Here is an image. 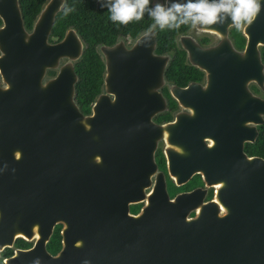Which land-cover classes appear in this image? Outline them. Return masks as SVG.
I'll return each instance as SVG.
<instances>
[{"label": "water", "instance_id": "1", "mask_svg": "<svg viewBox=\"0 0 264 264\" xmlns=\"http://www.w3.org/2000/svg\"><path fill=\"white\" fill-rule=\"evenodd\" d=\"M61 4L62 0H44L30 27L25 28L18 1L0 0V144L4 145L0 162L8 161L10 145L18 144L23 173L35 191L41 167L40 137L45 136L43 145H55L60 188H70L76 215L117 217L124 224H152L150 233L161 232L168 242L165 249L157 247L155 264H246L249 255L264 259V227L258 237L247 235L249 219L262 217L264 221V160L241 158V169L235 174L202 172L206 184L220 182L207 205L214 210L218 204L223 208L219 215L215 213L216 219L209 220L206 229L200 228L206 206L185 218L203 189L169 197L163 176L157 171L145 191L154 170V142L165 127L151 120L164 105L156 90L164 56L152 53L149 32L138 35L129 46L119 41L99 45L101 87L89 102V112H81L73 100L76 75L72 63L80 55L82 42L72 27H66L56 40L47 39ZM263 36L264 31L259 40L263 41ZM255 41L253 38L251 42L253 56ZM47 69L53 72L47 74ZM181 89L177 87L173 94L179 97ZM179 118L176 116V120ZM122 162L123 172L119 168ZM7 166H1L0 173H8ZM225 168L230 170L229 166ZM168 170L177 182L190 172ZM112 193H117L114 204L108 200ZM131 200L145 201L136 214L127 211V201ZM150 217L155 220H143ZM169 223L179 228L158 230L161 224ZM140 231L149 232L142 227ZM62 248H69L68 241L64 240ZM56 259L40 240L30 248L16 250L5 262L53 264Z\"/></svg>", "mask_w": 264, "mask_h": 264}, {"label": "flooded vegetation", "instance_id": "2", "mask_svg": "<svg viewBox=\"0 0 264 264\" xmlns=\"http://www.w3.org/2000/svg\"><path fill=\"white\" fill-rule=\"evenodd\" d=\"M170 2L151 0L150 6ZM260 2L262 10L250 25L237 29L230 20L222 26L187 24L166 33L170 43L167 47L162 43V50L155 49L159 26H154V20L132 35L117 32L113 41L96 45L98 51L99 45L117 41L129 46L144 32L153 37L152 53L164 56L161 82L156 88L164 105L151 115V120L164 123L165 127L155 139L154 170L144 190H149L157 171L163 176L169 197L181 191L203 189L201 198L192 201L185 215L186 219L191 218L200 207L206 206L203 208L204 224L200 226L203 229L209 228V220L216 219L215 213L219 215L223 208L218 204L214 210L207 205L220 182L206 184L202 172L235 174L241 169V158L264 160V38L259 40L264 31V0ZM253 38H256V56L251 53ZM246 47L249 50L246 51ZM171 62L179 64L168 67ZM192 83L194 87L189 86ZM177 87L182 88L179 97L173 94ZM88 112L89 109L83 113ZM46 139L40 137L41 167L37 171L35 191L23 173V155L18 144H11L6 154L8 161L0 162V167L8 165V173H0V264H18L7 263L5 259L40 240L48 254L57 256L53 264H155L157 247L165 249L168 242L165 234L150 233V227L154 228L152 224H124L117 217L76 215L70 188L68 191L60 188L54 161L55 145L53 142L51 146L43 145ZM3 149L4 145L0 144V153ZM122 164L119 168L123 172ZM169 167L174 173L187 169L190 172L183 181L177 182ZM108 200L114 204L117 193H112ZM144 203L143 200L127 201V211L136 214ZM261 219L253 217L247 221L248 236L262 232L264 221ZM143 220L151 222L155 218ZM141 227L148 228L149 232H141ZM172 228L179 226L172 223L158 226V230ZM64 240L69 245L65 250L62 248ZM262 258L249 255L246 264H264Z\"/></svg>", "mask_w": 264, "mask_h": 264}, {"label": "trees", "instance_id": "3", "mask_svg": "<svg viewBox=\"0 0 264 264\" xmlns=\"http://www.w3.org/2000/svg\"><path fill=\"white\" fill-rule=\"evenodd\" d=\"M17 1L22 24L25 28H29L43 0ZM65 7L71 8L73 11L65 15ZM110 16L111 13L108 9L106 7L102 8L98 1L94 3V0H64L61 7L55 12L47 34L48 40H56L61 36L65 27L70 26L81 39L82 49L80 55L72 63L76 75L73 84V100L81 112L88 111L89 102L100 90L103 63L96 45L113 41L117 32H122L124 35H132L153 20L145 14L143 19L139 21L133 20L127 25H120L112 22ZM186 26L187 24L181 25L178 29ZM178 29L159 28L156 34L155 49L162 50V43H165L164 46L167 47L170 42L166 40V33H172ZM171 64L178 66L179 63L171 62L168 67ZM166 69L165 71H167ZM52 72V69L46 70L47 74Z\"/></svg>", "mask_w": 264, "mask_h": 264}, {"label": "clouds", "instance_id": "4", "mask_svg": "<svg viewBox=\"0 0 264 264\" xmlns=\"http://www.w3.org/2000/svg\"><path fill=\"white\" fill-rule=\"evenodd\" d=\"M102 8L111 13L114 23L127 25L143 19L147 14L159 28H180L191 24L193 27L224 25L226 21L237 28L250 25L262 10L260 0H171L167 5L151 0H98ZM65 15L73 9L65 7Z\"/></svg>", "mask_w": 264, "mask_h": 264}]
</instances>
